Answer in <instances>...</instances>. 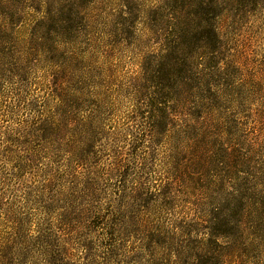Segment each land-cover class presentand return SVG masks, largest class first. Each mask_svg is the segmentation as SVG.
<instances>
[{
    "label": "rangeland",
    "instance_id": "1",
    "mask_svg": "<svg viewBox=\"0 0 264 264\" xmlns=\"http://www.w3.org/2000/svg\"><path fill=\"white\" fill-rule=\"evenodd\" d=\"M176 63L185 87L177 88ZM161 92L171 139L139 143L171 166L173 197L148 194L154 200L146 207L117 188L114 156L126 139H91L87 149L63 129L54 139L30 137L28 125L38 119L70 125L95 108L106 126L140 130L137 116L146 108L137 103ZM0 122L28 130L26 139H9L15 154L8 166L0 153V218L10 200L24 215L14 246H25L43 221L44 230L64 236L63 247L49 241L51 264H101L109 221L125 220L114 229L113 264H264V0H0ZM18 154L34 161L18 170ZM86 166L97 177L89 221L72 220L75 205L65 210L70 199L53 191L42 197L49 214L24 204L25 182L65 172L67 195L69 174ZM119 206L126 217L114 214ZM101 221L107 225L95 227ZM10 226L0 224L8 238ZM8 256L1 264L46 263L36 252Z\"/></svg>",
    "mask_w": 264,
    "mask_h": 264
},
{
    "label": "trees",
    "instance_id": "2",
    "mask_svg": "<svg viewBox=\"0 0 264 264\" xmlns=\"http://www.w3.org/2000/svg\"><path fill=\"white\" fill-rule=\"evenodd\" d=\"M214 30V29H213ZM213 33L217 35V32L214 30ZM209 43L212 41L209 40ZM173 71V75L175 76L176 80H178V87H185L186 82L185 81H179V76L182 73L181 69L179 68V64L176 63L171 68ZM159 82H163V84L166 82L165 78L163 76H158ZM56 96L59 99V106H61L64 103V100L62 98V88L56 89ZM165 95L164 92L158 93V95H148L142 101L144 102L143 107L142 105H137L139 110L145 109V112L139 113L137 117L141 118V123H139V126L141 127L136 128L133 126V124H126L123 123V125H112L106 126L103 118L100 117V115H96V108L90 110V112L86 113L81 119L76 118L72 121V124L70 125H62L61 117H44L42 119H38L37 121H34L32 126L28 125L29 131H30V137H35L37 139H54L55 133L61 129L67 131L68 133V139H74L72 141L77 142L78 146L81 145L82 147L89 148L91 139H126V148L122 149V151H117L115 154V158L118 163L117 166L114 168V171L116 172L118 179L117 188H119V191L122 193L121 197L125 200L131 199L136 200V205H139L138 207H146L149 203L152 204V199H147V195H155L161 200H166L169 198V195L173 197V191H172V184L173 179L175 180V177L171 173V166L168 167L167 163H164L162 160L157 159L154 157L153 152L140 142V139H151L152 137L156 135H162L166 139H171V131H169V124L173 120L172 113H169L167 101L164 100ZM33 106V105H32ZM98 109V108H97ZM132 118H136L135 116H132ZM125 124V125H124ZM168 128V129H167ZM27 127H24L21 123H18L17 126H10L6 123L0 122V139H7L5 142L6 144L1 149L0 144V153H4V158L2 163L4 165H9L12 160L7 159V155L10 157H13L15 152L12 149V143H10L11 139H26L25 137L28 136L25 131H28ZM172 130V129H171ZM10 139V140H9ZM66 139V137H65ZM4 142V141H3ZM14 143V141H13ZM120 147L119 149H121ZM124 150V151H123ZM3 151V152H2ZM6 151V153H5ZM91 152L90 150L87 151ZM126 155L124 158V161L121 162V155ZM1 157V156H0ZM16 158V161H18L16 167L19 170V168L24 169L26 166H30L32 162L34 161L31 158H23L19 156ZM126 159V160H125ZM159 161V164L156 162ZM155 160V161H154ZM126 161V162H125ZM122 165L121 169L119 166ZM161 169V170H160ZM160 171L163 174V177L157 176V172ZM95 171H92L87 166L84 168V170H77L73 173H70L69 176L72 180H67L68 182V188L70 189V192L65 195L64 194V188L62 186V178L65 172L57 173V174H48L47 177H45L42 181L38 180L35 183L32 182L29 184L28 182H25V185H22V192L24 194L23 196V202L25 205H29L28 203H32L39 206V210L44 214H49L50 210L47 205H45L46 201L42 199L43 195L45 194V191H53L57 195H63L64 201H67L70 199V202L68 201L65 206V210L71 209L73 205V214H71V219L75 220L77 223H81V219L84 218V220L89 221L94 216L92 208L93 205L89 202V195L91 194V189L94 188V183L97 180V177H95ZM160 175V174H159ZM129 177H132L133 180H129ZM158 177V178H157ZM130 182V183H128ZM121 187V188H120ZM67 188V189H68ZM35 190V194L31 195V190ZM53 199V197H49V199ZM58 200H53V202H57ZM166 202V201H165ZM41 203V204H40ZM70 203V205H69ZM3 203H1L2 205ZM122 206L126 207L125 205L121 204ZM118 211H116L114 214H124L123 216L126 217L127 214L124 212L122 207H118ZM4 216L0 218V224L2 223H10L11 228L13 229L11 237L8 238L6 234L2 233L0 231V264L2 260L7 259L10 261L11 258L7 255L9 253H17L19 256L22 255H29L31 253H38L39 255L44 256L46 263L45 264H51V260L49 257L52 255L50 252L49 246H50V239L54 238L57 241L58 248L63 247L59 240H64V236L55 235L54 232L48 230H44L42 227L41 221L36 228V231L30 235L25 236V246L22 247H16L14 246V242L20 238L22 227H23V219L24 215L21 213H18L16 208L13 205V201L10 200L6 202L5 209H4ZM123 217V218H124ZM106 221H101L100 224L102 225H95V227L107 225L105 224ZM125 222V220H124ZM120 223L121 225H118L119 223L113 222L112 220L109 221L110 225L108 228V231H106L105 237L102 238V244L104 248V255L102 259L104 262L101 264H113L111 263L113 260V256L116 255V241L114 238V229H117L115 227H126L125 223ZM89 223V222H88ZM89 227V228H86ZM85 229H91L92 225L87 224L84 225ZM100 231V230H98ZM213 237L215 235L212 234ZM24 237V236H23ZM33 241L32 243H30ZM212 241H215L214 239ZM210 242V245L212 243ZM82 242L83 250L91 251L89 249L88 243H85V239L82 241H79V244ZM20 245L21 242L19 241ZM13 244V245H12ZM29 244V245H28ZM209 244H207V247ZM210 250V249H209ZM209 250L207 252H209ZM84 251V252H85ZM210 258L218 257L217 250L214 251V249L210 250ZM206 261V260H205ZM114 262V261H113ZM211 261L206 262L205 264H209ZM190 264H198L196 261H192Z\"/></svg>",
    "mask_w": 264,
    "mask_h": 264
}]
</instances>
